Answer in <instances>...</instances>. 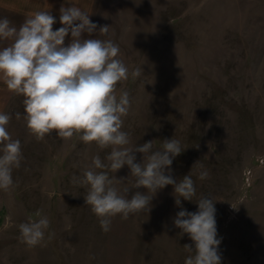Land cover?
I'll return each mask as SVG.
<instances>
[{"label":"rangeland","instance_id":"rangeland-1","mask_svg":"<svg viewBox=\"0 0 264 264\" xmlns=\"http://www.w3.org/2000/svg\"><path fill=\"white\" fill-rule=\"evenodd\" d=\"M74 2L98 26L82 38L111 39L129 73L141 69L117 85L131 101L122 129L129 147L180 140L186 149L171 174L177 181L190 174L196 195L177 206L167 185L148 213L118 215L103 232L72 177L97 154L107 163L110 149L55 132L37 140L15 116L23 96L0 82V112L12 114L7 130L23 154L15 185L0 190V264H184L191 253L183 246L194 243L174 219L182 209L196 212L202 196L216 201L221 264H264V0H0V18L19 28L29 13L47 9L55 31L61 6ZM105 25L109 34L100 35ZM71 39L69 32L65 46ZM135 155L141 163L143 154ZM204 170L209 177L200 180ZM114 175L131 187L127 165ZM136 191L146 189L129 196ZM38 210L50 222L46 246L28 248L18 226L38 219Z\"/></svg>","mask_w":264,"mask_h":264},{"label":"clouds","instance_id":"clouds-1","mask_svg":"<svg viewBox=\"0 0 264 264\" xmlns=\"http://www.w3.org/2000/svg\"><path fill=\"white\" fill-rule=\"evenodd\" d=\"M59 21L62 27L54 31L56 18L47 9L29 13L19 28L8 18H0V82L9 92L24 98V111L15 113L16 118L26 122L37 140L55 132L65 141L75 136L86 145L95 143L100 150L110 149L107 163L97 154L84 165L79 177H72V183L86 189L85 204L105 233L118 215L127 220L130 215L148 213L153 197L167 185L174 187L177 206L181 198L192 201L196 187L191 175L177 181L171 174L173 160L186 149L181 141L165 139L155 150L153 141L129 147L130 134L122 130L131 101L127 91L118 93L117 85L128 80L129 74L139 77L141 69L129 73L119 46L111 39L82 38V33L91 36L98 26L77 3L61 6ZM109 31L110 26L99 27L100 35ZM69 32L72 39L65 46ZM11 119L12 114L0 112V190L5 192L15 185L13 170L19 169L23 160L21 142L7 130ZM135 153L143 154L141 163L135 162ZM125 165L130 169L127 181L134 178L131 187L126 186L125 178L114 175ZM208 177L206 170L198 176L200 180ZM140 188L146 192L129 196L131 189ZM196 202V212L182 209L174 219L180 235L188 234L194 243V247L183 246L191 253L184 264H221L216 201L202 196ZM35 216L38 219L30 216L18 226L21 242L28 248L46 246L45 232L50 222L40 210Z\"/></svg>","mask_w":264,"mask_h":264}]
</instances>
